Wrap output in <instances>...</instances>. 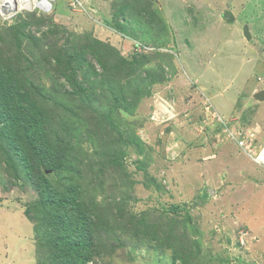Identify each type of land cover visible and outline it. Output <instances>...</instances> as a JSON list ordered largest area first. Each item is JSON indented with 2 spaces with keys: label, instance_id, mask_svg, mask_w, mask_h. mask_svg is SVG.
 <instances>
[{
  "label": "rangeland",
  "instance_id": "374dc122",
  "mask_svg": "<svg viewBox=\"0 0 264 264\" xmlns=\"http://www.w3.org/2000/svg\"><path fill=\"white\" fill-rule=\"evenodd\" d=\"M49 4L0 7V264H264V168L219 152L264 145V0Z\"/></svg>",
  "mask_w": 264,
  "mask_h": 264
},
{
  "label": "built area",
  "instance_id": "2783aa9c",
  "mask_svg": "<svg viewBox=\"0 0 264 264\" xmlns=\"http://www.w3.org/2000/svg\"><path fill=\"white\" fill-rule=\"evenodd\" d=\"M50 1L51 0H21V2L19 3L20 8H15L13 10L9 11V17L15 15L16 13H18L19 11H21V9L24 10H30L32 8H39V10L41 11H45L48 6H50ZM22 7V8H21ZM48 10V9H47ZM0 14L2 15L3 12H0ZM225 131V136L231 139H235L237 141L238 146L244 150V152L253 157L255 156V158L259 159L262 163H264V154H261V151L255 155L256 150L255 147L252 145V139H251V134L249 133V130H235L233 128L229 129L228 127L224 128Z\"/></svg>",
  "mask_w": 264,
  "mask_h": 264
},
{
  "label": "crops",
  "instance_id": "0c3cea01",
  "mask_svg": "<svg viewBox=\"0 0 264 264\" xmlns=\"http://www.w3.org/2000/svg\"><path fill=\"white\" fill-rule=\"evenodd\" d=\"M209 100V99H208ZM213 104V103H212ZM213 108H214V110H216L215 112H217L218 114H220V115H222L221 113H219L220 111H221V109L220 108H216L215 106H214V104H213ZM165 111L166 112H168V114L169 113H171V110L168 108V105H166V108H165ZM227 143V142H226ZM233 145V144H232ZM234 146V148H231V149H233V150H235V152L236 151H238L239 153H235V155L231 158L230 156H231V154H228L227 153V147L225 146H221V147H219V152L221 151L222 153H223V155L225 156V158H224V161L222 162L221 161V159H220V162L221 163H224L225 161H229L230 163V167H232V166H235L234 168H238L239 169V165H237V163H239L238 161H239V159H240V154H242V152H240L239 150H238V148L236 147V145H233ZM222 147H224V148H222ZM219 152H216V156H218L217 155V153L220 155V153ZM226 154V155H225ZM244 155V154H243ZM212 156H214V155H212ZM245 156V155H244ZM255 163V162H254ZM222 166V165H221ZM240 169H241V167H240ZM241 172V171H240ZM252 225V224H251Z\"/></svg>",
  "mask_w": 264,
  "mask_h": 264
},
{
  "label": "clouds",
  "instance_id": "9594fccd",
  "mask_svg": "<svg viewBox=\"0 0 264 264\" xmlns=\"http://www.w3.org/2000/svg\"><path fill=\"white\" fill-rule=\"evenodd\" d=\"M24 11V10H23ZM19 12H21V11H19ZM18 12V13H19ZM220 119V118H219ZM233 129H235L234 127H232ZM239 129H241V130H244V131H246V130H249V129H244V128H237V129H235V130H239ZM224 134V133H223ZM248 134H250V131H249V133ZM224 137L226 138V139H228V137H226L225 136V134H224ZM255 138H256V134L254 133V136L253 137H251V139H252V145H253V140H255ZM229 140V139H228ZM233 141H234V145H236V147L238 148V150L240 151V152H242L244 155H247L245 152H244V150L243 149H241L239 146H238V144H237V141L235 140V139H232ZM263 146V145H262ZM261 146V147H262ZM260 147V148H261ZM260 148H255V150H256V153H255V155H257L259 152H260ZM248 158L249 159H251L253 162H255L256 164H258V165H261L263 168H264V163H262L259 159H257V158H255V156H253V157H251V156H249L248 155Z\"/></svg>",
  "mask_w": 264,
  "mask_h": 264
},
{
  "label": "bare ground",
  "instance_id": "6f19581e",
  "mask_svg": "<svg viewBox=\"0 0 264 264\" xmlns=\"http://www.w3.org/2000/svg\"><path fill=\"white\" fill-rule=\"evenodd\" d=\"M20 2H21V0H0V7H1L3 12H5L4 11L5 6L8 7L9 8L8 12H9L10 10L15 9V4L19 5ZM18 7L20 8V6H18ZM254 92H255V90H254ZM165 108L166 107H164V110H165ZM260 151H261V154L263 155L264 154V145L260 148Z\"/></svg>",
  "mask_w": 264,
  "mask_h": 264
},
{
  "label": "water",
  "instance_id": "95a60500",
  "mask_svg": "<svg viewBox=\"0 0 264 264\" xmlns=\"http://www.w3.org/2000/svg\"><path fill=\"white\" fill-rule=\"evenodd\" d=\"M244 31V35L246 36V38H249V33L247 31L246 26L243 28ZM254 98H256L257 100H264V89L262 90H258L256 92L253 93Z\"/></svg>",
  "mask_w": 264,
  "mask_h": 264
},
{
  "label": "trees",
  "instance_id": "16d2710c",
  "mask_svg": "<svg viewBox=\"0 0 264 264\" xmlns=\"http://www.w3.org/2000/svg\"><path fill=\"white\" fill-rule=\"evenodd\" d=\"M12 135V134H11ZM16 149H18V145L16 146ZM27 153V152H26ZM40 240H44L43 238H40Z\"/></svg>",
  "mask_w": 264,
  "mask_h": 264
}]
</instances>
